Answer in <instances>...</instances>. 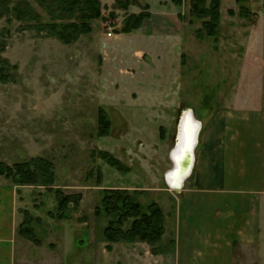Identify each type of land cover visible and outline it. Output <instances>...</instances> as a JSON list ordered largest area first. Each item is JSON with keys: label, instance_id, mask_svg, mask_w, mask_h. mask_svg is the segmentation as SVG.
<instances>
[{"label": "rangeland", "instance_id": "obj_1", "mask_svg": "<svg viewBox=\"0 0 264 264\" xmlns=\"http://www.w3.org/2000/svg\"><path fill=\"white\" fill-rule=\"evenodd\" d=\"M101 2L92 30L71 42L0 20L8 77L0 80V161L44 156L56 172L50 187L0 176V237L14 245L7 264H249L254 253L264 263V230L252 245L229 243L252 197L245 168L231 167V140L264 143V0H221L218 32L202 38L204 18L191 13V0H139L126 9ZM147 3L144 26L123 31L125 17ZM186 109L202 121L201 139L219 125L226 159L218 177L205 180L198 168L200 187L189 176L177 188L165 175ZM111 188L129 189L144 211L152 202L162 208L159 241L107 239L113 215L96 208ZM59 189L74 197L65 209ZM7 204L19 215L9 239Z\"/></svg>", "mask_w": 264, "mask_h": 264}, {"label": "trees", "instance_id": "obj_2", "mask_svg": "<svg viewBox=\"0 0 264 264\" xmlns=\"http://www.w3.org/2000/svg\"><path fill=\"white\" fill-rule=\"evenodd\" d=\"M182 5L183 0H173ZM242 2V0H239ZM117 4L126 9L130 4L139 0H116ZM35 3L47 11V19L35 7L31 0H0V20L8 21L16 19L23 22L25 28H34L38 31H46L48 34L58 36L65 42H71L82 34L92 30L91 21L102 15L101 0H35ZM191 0V13L198 18H204L203 29H197L198 37L204 34L213 36L217 34L221 19V0ZM145 5H149L148 3ZM138 13H130L125 17L122 30L130 32L143 26L145 20L151 16L150 6ZM23 25V24H22ZM4 29H0V52L7 46ZM7 60L2 59L6 64ZM0 67V80H7L4 71L5 65ZM101 122L105 125L104 114H100ZM115 166H121L119 160L109 157ZM13 179L18 184H42L51 186L56 180L54 162L44 156H36L27 161H19L9 164L0 161V176ZM59 196V208L65 209L72 202L73 195L57 190ZM125 188H111L106 190L102 205L96 208V213L101 214L104 209L112 220L105 229V235L110 242L121 239H143L155 243L159 241L165 232L163 222V210L155 202H152L148 210L142 209ZM133 218L132 225L124 229L123 223Z\"/></svg>", "mask_w": 264, "mask_h": 264}, {"label": "crops", "instance_id": "obj_3", "mask_svg": "<svg viewBox=\"0 0 264 264\" xmlns=\"http://www.w3.org/2000/svg\"><path fill=\"white\" fill-rule=\"evenodd\" d=\"M152 16V15H151ZM148 20V19H146ZM145 20V22H146ZM144 22V24H145ZM143 24V26H144ZM142 27V26H141ZM136 30V29H135ZM213 124L212 128L209 129L205 133L204 137L201 139L199 135V142L200 145L199 149V156L198 151H195V162L193 166V170L190 176H192V182L195 187H200L198 185V180L196 181L193 176L195 171L199 168L200 173L203 174V179H209L211 177H218V168L220 165L224 164V155L222 154V149L224 145L227 143V140L224 141L221 139V128L216 130L214 127H219V125ZM258 135L255 133V136ZM197 147V146H196ZM233 158V166L231 167H242L245 168L244 176L248 179V183L250 185L252 197L245 200V204H247V218H246V230L244 228H240V234H238V238H235L234 241H229L231 245L235 243H246V244H254L257 243L260 238V231L264 230V175L261 169V165H264V143L260 142L259 140H253L252 142L246 141L244 143H237L236 141L231 140L230 146ZM246 153V154H245ZM245 154V156H243ZM243 163L246 166H243ZM251 163V164H249ZM211 167V168H210ZM240 175V173H239ZM241 176V175H240ZM14 199L11 197L10 202H13ZM8 208L10 209L9 212L11 213L10 221H9V234L6 233V239L14 236V231L16 230L15 225V214L19 217L14 211L7 204ZM5 238L0 237V253L7 251L8 254H5L6 260H1L0 263L7 264L9 259L11 258L12 251H14V245L8 244L7 241L4 240ZM11 240V239H10ZM6 241V242H5ZM4 242V243H3ZM1 254V255H2ZM260 261L258 262V260ZM242 260V259H241ZM250 262L249 264H264L262 263V258L258 256V253H254L253 255H249ZM6 261V262H5ZM247 264V263H246Z\"/></svg>", "mask_w": 264, "mask_h": 264}, {"label": "bare ground", "instance_id": "obj_4", "mask_svg": "<svg viewBox=\"0 0 264 264\" xmlns=\"http://www.w3.org/2000/svg\"><path fill=\"white\" fill-rule=\"evenodd\" d=\"M197 120L193 118L191 110H187V113L184 111L180 118L181 129L177 134L179 138L171 153L175 167L168 170L165 175L166 179L168 178V183L173 187L179 188L185 183L183 180L189 168H183L182 160L185 158L187 151L193 149L194 142L197 139L196 135L199 129L202 128V121L199 118Z\"/></svg>", "mask_w": 264, "mask_h": 264}, {"label": "water", "instance_id": "obj_5", "mask_svg": "<svg viewBox=\"0 0 264 264\" xmlns=\"http://www.w3.org/2000/svg\"><path fill=\"white\" fill-rule=\"evenodd\" d=\"M187 110H191L192 116H193V118H194L195 120L198 119V118H195L196 115H195L193 109H186V110H185L186 113H187ZM197 121H198V120H197ZM178 127H179V128H178V133H179V131H180V129H181V127H180V123H179V126H178ZM200 131H201V128L199 129V131H198V133H197V135H196L197 139H196V141L194 142V147H193V149L188 150L187 153H186L185 158L182 160V166H183V168H184V169H188V168H189V171H188V173L186 174V176L184 177L183 182H184L185 179H186L188 176H190L191 173H192L193 166H194V162H195V149H196V146L198 145V142H199ZM178 138H179V137L177 136L176 144H177V140H178ZM176 144H175V145H176ZM174 167H175V164H174L173 168H174ZM167 181H168V178H167Z\"/></svg>", "mask_w": 264, "mask_h": 264}]
</instances>
